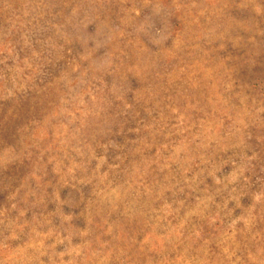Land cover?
<instances>
[{"label": "rangeland", "instance_id": "obj_1", "mask_svg": "<svg viewBox=\"0 0 264 264\" xmlns=\"http://www.w3.org/2000/svg\"><path fill=\"white\" fill-rule=\"evenodd\" d=\"M0 264H264V0H0Z\"/></svg>", "mask_w": 264, "mask_h": 264}]
</instances>
